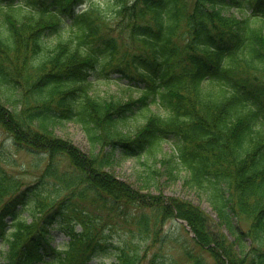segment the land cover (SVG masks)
I'll return each instance as SVG.
<instances>
[{"label": "trees", "instance_id": "trees-1", "mask_svg": "<svg viewBox=\"0 0 264 264\" xmlns=\"http://www.w3.org/2000/svg\"><path fill=\"white\" fill-rule=\"evenodd\" d=\"M115 79L140 95L96 92ZM65 121L89 156L56 134ZM0 126L46 162L26 182L0 149V264H264V0H0ZM129 157L145 193L106 169ZM163 175L251 244L238 253L190 200H157ZM169 217L193 236L163 230Z\"/></svg>", "mask_w": 264, "mask_h": 264}, {"label": "rangeland", "instance_id": "rangeland-1", "mask_svg": "<svg viewBox=\"0 0 264 264\" xmlns=\"http://www.w3.org/2000/svg\"><path fill=\"white\" fill-rule=\"evenodd\" d=\"M96 92L108 93L109 96H114V98L123 101L131 98L138 97L140 95L139 91L133 88H128L125 80H99L95 83ZM153 110H158L155 106H152ZM56 134L63 138H68L78 146L82 151H84L88 156L91 154L92 145L89 140L86 138L85 131L82 126L75 121H65L59 123L56 126ZM3 147L6 149V153L9 154L11 162L10 165H7L11 171H14L24 181L29 182L36 179L46 162L38 153L33 152L34 150L28 151L21 146L14 145L11 140L10 134L5 131L0 126V148ZM163 150L166 153H171L173 151V144L170 142H163ZM97 150H100L97 149ZM139 166V163L134 157H129L127 159H119L113 163L106 165V169L114 172V176L121 182L128 183L131 187L136 189H142L143 192H147L144 187L143 182L138 178V175L135 173V170ZM155 186H152L151 193H155L160 199L157 200L164 201L166 198L173 199H185L190 200L193 204L198 205L201 209H204L211 217L215 220L214 225L217 228V224H220V229L222 233L225 234L228 239L236 244V251L239 253L242 247L250 245V240L245 239V245L240 243L241 240V230L238 228V218L232 215V224L229 225L228 220L221 216L216 210V205L210 200L209 194L204 191H196L194 188H191L184 184L181 180H168L164 175L159 176V179L156 180ZM172 197V198H169ZM179 217H169L164 219L163 230L172 229L175 236L179 235L192 236L191 228L185 226L183 221H179ZM241 227L247 229L250 224L249 221L244 220L241 222ZM54 243L61 244L67 240L66 235L62 231L53 230ZM117 235L116 232H114ZM182 234V235H181ZM193 245V242H190ZM159 244H153L146 254L150 256L154 251L158 249ZM163 251L166 254H181L180 246L175 242H169L163 246ZM89 264H99V259H95Z\"/></svg>", "mask_w": 264, "mask_h": 264}]
</instances>
